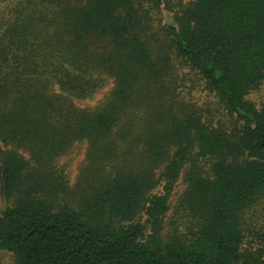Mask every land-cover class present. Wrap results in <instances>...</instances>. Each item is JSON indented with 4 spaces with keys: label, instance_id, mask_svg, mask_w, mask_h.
<instances>
[{
    "label": "trees",
    "instance_id": "trees-1",
    "mask_svg": "<svg viewBox=\"0 0 264 264\" xmlns=\"http://www.w3.org/2000/svg\"><path fill=\"white\" fill-rule=\"evenodd\" d=\"M11 12L0 16V251L16 264H264V248L244 247L245 211L264 198V109L247 99L264 79V0H193L163 39L134 0H20ZM175 61L238 127L178 99ZM109 81L101 105H75ZM82 142L75 192L56 162ZM189 163L187 221L165 230Z\"/></svg>",
    "mask_w": 264,
    "mask_h": 264
},
{
    "label": "rangeland",
    "instance_id": "rangeland-1",
    "mask_svg": "<svg viewBox=\"0 0 264 264\" xmlns=\"http://www.w3.org/2000/svg\"><path fill=\"white\" fill-rule=\"evenodd\" d=\"M19 1L20 0H0V16L12 15L11 11H13V8ZM192 1L193 0H134V7L143 9L146 15H152L153 30L163 39L162 31L170 26H178L182 8L184 9L189 6ZM173 63L177 76L176 94L179 95V100L187 103L190 109L201 112L203 119L209 121L214 126L221 124L227 129L238 127L235 117L231 116L214 94L206 89L204 81L196 71L187 67L184 63H179L178 61ZM112 85L113 83L109 81L91 100H75V105L79 108L95 109L103 103ZM247 99L252 102L258 110L264 109V79L258 88L247 95ZM85 158L86 143L82 142L76 143L65 155L59 157L56 162L57 167L63 172L67 179L68 186L72 191L78 192L82 189L78 184L82 180V168L85 165ZM116 162H118V160ZM111 165H106V170L112 168ZM196 167L199 169V173L202 174L200 167H204L203 172L207 173V160H203ZM191 169H196L194 164H187L185 170L180 174L172 187L168 199L169 209L165 219V230H171L172 227L170 222L172 221L181 224L187 221L186 218L182 217L184 214L180 211L178 206L180 198L184 195L187 187L185 183L186 174H188ZM154 193H164L162 185L158 186L154 190ZM67 200L72 204L75 203L71 198H67ZM6 205L7 202L4 200L0 190V215ZM244 220L247 227L244 247L254 253L264 248V198L257 202L254 208L245 211ZM0 264H16L15 258L11 253L0 251Z\"/></svg>",
    "mask_w": 264,
    "mask_h": 264
}]
</instances>
